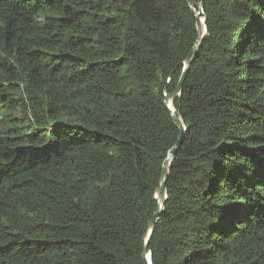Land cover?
<instances>
[{"label": "trees", "instance_id": "obj_1", "mask_svg": "<svg viewBox=\"0 0 264 264\" xmlns=\"http://www.w3.org/2000/svg\"><path fill=\"white\" fill-rule=\"evenodd\" d=\"M201 2L152 260L264 264V0ZM198 35L190 0H0V264H145Z\"/></svg>", "mask_w": 264, "mask_h": 264}, {"label": "water", "instance_id": "obj_2", "mask_svg": "<svg viewBox=\"0 0 264 264\" xmlns=\"http://www.w3.org/2000/svg\"><path fill=\"white\" fill-rule=\"evenodd\" d=\"M197 4V0H190V6L193 8L194 12L196 13V18H197V28H198V39L194 45V47L191 50L190 55L188 56V58L185 61V67H184V73L179 81V83L177 84V86L175 87V89L172 91L171 94H166L165 99H164V104L167 107L168 111L171 113L172 117L174 118L175 123L178 125L179 127V131H180V135L179 138L177 140V142L175 143L174 147L170 150L169 155L167 156V158L164 161L163 164V173L161 176V182L159 185V188L157 189V200H158V207L156 208V213L154 214V216L152 217V219L149 220L148 224H147V229H146V235H145V241H144V253H143V257L145 260V264H153V260H152V250H150L149 247V243L152 237V234L154 232V227L156 224V221L158 220V218L160 217L161 213H162V207H163V203L164 200L167 198V191H166V182L167 179L169 177L170 174V164L172 162V160L174 159V156L177 154V150L179 149L183 138H184V133H185V126H184V122L182 120V118L171 109V107L169 106L170 101L174 99L181 94V90H182V86L183 83L186 79L187 76V71L190 68L192 62L196 59L197 55H198V49L200 46L201 41L203 40V38L205 37V35L207 34L206 32V16L205 13H203V3L201 2L199 4V9L198 11H196L195 6Z\"/></svg>", "mask_w": 264, "mask_h": 264}, {"label": "bare ground", "instance_id": "obj_3", "mask_svg": "<svg viewBox=\"0 0 264 264\" xmlns=\"http://www.w3.org/2000/svg\"><path fill=\"white\" fill-rule=\"evenodd\" d=\"M169 106L171 107V109H172L173 111H175V107H174V102H173V100L170 101Z\"/></svg>", "mask_w": 264, "mask_h": 264}]
</instances>
